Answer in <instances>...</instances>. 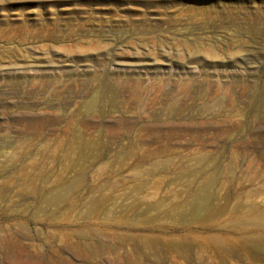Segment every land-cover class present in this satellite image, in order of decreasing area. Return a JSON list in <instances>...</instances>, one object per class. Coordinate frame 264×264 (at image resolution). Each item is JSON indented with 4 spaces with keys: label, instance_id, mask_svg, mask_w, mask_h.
Masks as SVG:
<instances>
[{
    "label": "rangeland",
    "instance_id": "374dc122",
    "mask_svg": "<svg viewBox=\"0 0 264 264\" xmlns=\"http://www.w3.org/2000/svg\"><path fill=\"white\" fill-rule=\"evenodd\" d=\"M132 7L137 12H122ZM0 9H3L0 10V50H3L0 66H6L0 69V79L34 78V81L48 82L51 77L60 78L71 70L74 87L55 97L60 101V114L69 112L84 97L86 88L93 91L110 82L124 83L131 87L125 102L134 100L129 126L125 124L128 130H142L144 126H150L155 133L169 132V129H174L173 132L195 130L206 134L204 139L213 137V142L219 145L224 140L227 146L220 145L203 153L221 167L222 176L229 180L225 186L228 191H219L221 203H231L236 195L250 193L249 200L243 203L264 208V35L251 32L257 33L255 28L264 27V0H0ZM87 17L117 23V28L112 27L121 32L120 40L100 38L93 45L99 48L90 49V35L86 31L90 26L83 24ZM5 19L17 21L5 22ZM129 19L136 20L132 24ZM21 24L29 28L28 32L16 30ZM43 24L49 26L52 34L59 35L58 40L47 42L41 38V30H37ZM109 25L106 26L112 28ZM9 27L13 28L11 35L1 31ZM73 30L81 36H74ZM114 33L113 36L117 34ZM118 62L126 64L117 66ZM116 96L111 108L114 119L122 120L127 113L123 108L126 103H117ZM36 97L33 94L21 100L15 94L7 99L16 102L9 110H34L38 106L27 104ZM51 126L57 123L42 124V128ZM238 144L246 147L230 148ZM14 154L22 167L9 163L10 154L0 153V264L127 263L123 256L128 249L117 243L114 233H142L146 232L145 228L112 226L97 218L82 220L68 206L82 200L81 194L98 183L92 176L107 171L105 164L129 155L90 152L85 157L91 161L90 165L75 167L66 158L50 164L46 160L48 153ZM178 154L160 152L158 155L173 161L179 159L175 158ZM33 157L39 161L38 172L32 171L28 164L27 158ZM22 172L28 178L32 176L35 190L55 179L60 183L57 188L66 184L67 197L61 207L46 204L35 193H24L26 180L19 177ZM41 176L45 177L44 182ZM128 177L132 176L119 175L120 180ZM251 180L254 181L250 186ZM174 186L163 188L171 192L179 189ZM112 191L113 187L108 186L106 192ZM204 225L160 228L172 235L188 232L207 235L205 240L209 244L217 239L230 250L241 244V235L232 233V225L222 218ZM85 226L99 233L97 244L68 248L62 241L66 231H78ZM88 235L92 236L91 232ZM257 235L259 238L253 244L261 246L264 226L258 227ZM19 244L26 245L25 250L37 258L26 262L7 257ZM219 247L213 244L215 253H220ZM135 249L136 253L155 257V250L142 245H136ZM77 250L92 259L77 258ZM62 259L66 261L63 263ZM150 263L148 259L144 264ZM254 263L264 264V261L257 259ZM188 264L199 263L192 256Z\"/></svg>",
    "mask_w": 264,
    "mask_h": 264
},
{
    "label": "bare ground",
    "instance_id": "6f19581e",
    "mask_svg": "<svg viewBox=\"0 0 264 264\" xmlns=\"http://www.w3.org/2000/svg\"><path fill=\"white\" fill-rule=\"evenodd\" d=\"M122 12L137 11L132 7V9H122ZM13 20L17 21V19H5V22ZM85 20L83 24L90 26L86 29L90 35L88 41L92 46L90 49L99 48V45H93L100 38L120 40L121 32L116 29L117 23H112L111 20L104 21L101 18L95 19V17H87ZM135 20L131 19L130 23L133 24ZM25 21L24 18L21 22ZM147 22L150 24V21ZM108 23L109 26L116 28L107 27ZM24 25L21 24L16 30L20 33L28 32L29 28H23ZM48 27L47 24H43L37 32L41 30L39 32L42 35L41 38H45L47 42L49 40L55 42L59 35L52 34L53 31ZM255 29L258 32L252 30L253 35H264V27ZM1 31L11 35L13 28L9 27ZM114 32H117L115 36H113ZM73 35L81 36L77 34V30L73 32ZM125 64L124 62L116 63L117 66ZM5 68L6 66H0L1 70ZM71 74L72 71L69 70L65 76L60 78L53 76L48 82L42 79L34 81V78L21 81L16 78L0 79V153L10 154L11 165L23 166L14 154L17 152L48 153L46 160L50 164L66 158V161H70L71 166L75 167L89 166L91 161L89 162L85 157L90 152L112 151L129 155L130 157H117L118 160L113 159L107 162L108 164H105L107 171L92 176V180L95 179L98 183H94V186L81 194L82 200L68 206L71 211L76 210V216L82 220L97 218L112 226L120 227L124 224L133 229L145 228L146 232L142 233L131 231L130 233L125 231L114 233L118 238L117 243L128 249L123 256L126 264H144L148 259L150 264H188L191 263L192 256L199 264H255L257 259L264 261V244L261 246L253 244L259 238L258 227L264 226V208L243 203V200H249L250 193L236 195L231 203L227 201L221 203L219 191H228L225 186L229 180L226 176H222L219 165L210 162L209 156L203 155V153L207 154L211 148L227 146L224 140L219 145L213 142V137L204 139L203 136L205 137L206 134L195 130L173 132L171 130L174 129H169V132L155 133L150 126H144L142 130H128L125 124L129 126L131 115H133L130 110L133 108L134 100L125 102L124 99L129 96L131 87L124 83L110 82L93 91L86 88L83 92L84 97L75 102L69 112L60 114V101L55 97L61 96L74 87L70 78ZM47 88L50 92L45 94ZM15 94L21 100L33 94L37 95L35 101L27 105L38 107L34 110L10 111L9 107L16 102L7 101V99L14 97ZM115 95L119 98L117 103L123 105L126 103L123 108L127 113L123 115L122 120H115L113 116L111 107L114 104ZM254 111L258 112L257 106ZM45 122L57 123V126L42 128ZM121 123L124 124L120 126ZM242 147L246 145H231L230 148L234 150ZM160 152H178L175 158L179 159L167 161L164 156L158 155ZM27 159L32 171L38 172L41 169L37 158ZM80 160L82 161L79 162ZM124 173L131 175L134 180L131 181L132 177L120 180L119 175L122 176ZM19 177L26 180L25 187L22 189L24 193H35L48 205L61 207L67 197L65 190L67 185L57 188V184H60L58 179L48 186L35 190L32 176L28 178V174L22 172ZM167 177L170 181L165 180ZM41 180L44 182L46 179L41 176ZM253 181L249 182L250 186ZM170 184L179 189L171 192L163 188ZM108 186L113 187L112 192H106ZM16 190L17 187L13 189V191ZM220 218L232 225V233L241 235V244H236L233 250H230L228 246H221V241L214 239L212 243L220 246L221 250L220 253H215L213 244L205 240L207 235L203 237L202 234L196 235L191 232L172 235L160 228L184 225L205 226V223H214ZM87 227L78 231H66L63 243L70 249H79V246L83 244L95 246L99 233L96 229H86ZM88 232H91L92 236H89ZM108 236L110 237L109 234ZM203 240L205 241L202 242ZM136 245L150 248L151 251L155 250V257L146 253H136ZM25 246L22 244L14 246V251L10 255H5L15 261L35 260L37 257H32L30 252L25 250ZM75 254L77 258L83 260L92 259L80 250H77ZM92 256H94L93 253ZM62 261L64 263L66 260L62 259ZM66 262V264L70 263Z\"/></svg>",
    "mask_w": 264,
    "mask_h": 264
}]
</instances>
